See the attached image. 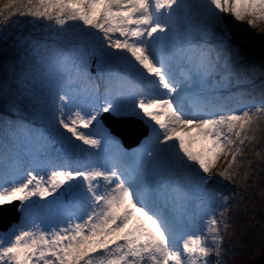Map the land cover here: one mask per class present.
<instances>
[{
  "label": "snow or ice",
  "instance_id": "snow-or-ice-1",
  "mask_svg": "<svg viewBox=\"0 0 264 264\" xmlns=\"http://www.w3.org/2000/svg\"><path fill=\"white\" fill-rule=\"evenodd\" d=\"M223 13L255 26L264 20V0H7L0 6V25L30 16L59 30L52 45L32 41L25 49L36 57L34 80L48 77L43 87L54 141L74 138L76 147L86 145L82 151L93 155L91 149L101 148L102 113L140 116L155 133L151 150H143V166L132 172L122 167L119 152L100 165L58 164L47 137H38L33 152L27 125L0 128V161L11 157L9 170L0 169V213L16 203L25 220L18 231L0 236V264H210L212 245L223 236L218 205L205 185L225 153L231 161L219 175L233 178L246 130L264 113L255 101L254 112L217 103L230 98L216 93L235 75L217 51L223 38L210 43ZM57 40L75 43L64 51ZM93 55L103 91L89 82ZM81 83L80 91L72 87ZM24 156L31 158L28 166ZM161 176L162 186L154 179ZM65 186L79 189L86 201L82 212L54 195ZM199 197L203 228L187 234Z\"/></svg>",
  "mask_w": 264,
  "mask_h": 264
},
{
  "label": "trees",
  "instance_id": "trees-1",
  "mask_svg": "<svg viewBox=\"0 0 264 264\" xmlns=\"http://www.w3.org/2000/svg\"><path fill=\"white\" fill-rule=\"evenodd\" d=\"M4 3L0 2V6ZM14 21H19V24ZM243 24L249 26L246 34L255 36L260 28L261 20L255 26L247 21ZM59 30L47 21H35L30 16L14 17L13 21L0 25V128L8 122L27 125L33 130L32 141L38 134V129L44 133V127L49 126V116L46 111L47 102L50 100L48 90L43 87V81L48 77L41 75L35 79L36 65L31 53L26 54L32 41L52 45L54 36ZM23 42V44L21 43ZM59 48L69 51L72 44L63 41H55ZM44 49H41L43 52ZM72 62L70 57L69 63ZM244 71L237 75L238 81L249 79L256 80L255 90L251 91V97L264 98V64L247 62ZM57 71V65H52ZM70 74V73H69ZM71 75V74H70ZM72 76V75H71ZM75 76V73L73 74ZM72 76V77H73ZM262 77V78H261ZM261 78V79H260ZM63 83V80L60 81ZM249 91H242L236 95L237 99H248ZM260 101V100H259ZM264 107V105H262ZM24 141L21 139L20 143ZM34 144L29 147L32 149ZM22 146L20 151H22ZM11 162V157L8 158ZM5 159L3 163H6ZM230 171L233 174L231 180H226L229 191H236L242 199V205L238 212L247 218V222L254 225H264V115L258 120V126L254 129V139L247 144L245 149L238 155L237 161ZM249 173L247 178L244 174ZM255 206H258L257 209ZM254 207V209H252ZM254 219L248 221L251 213ZM260 221L262 224H260ZM264 229V226H263Z\"/></svg>",
  "mask_w": 264,
  "mask_h": 264
},
{
  "label": "rangeland",
  "instance_id": "rangeland-1",
  "mask_svg": "<svg viewBox=\"0 0 264 264\" xmlns=\"http://www.w3.org/2000/svg\"><path fill=\"white\" fill-rule=\"evenodd\" d=\"M1 3H6L7 0H0ZM226 28V33L222 34V30ZM246 29V26L242 24V22H237L235 17L231 16L228 13L222 14V23L216 24L213 27V31L215 33V36L210 40V43L213 45L217 44L216 37H221L225 40V44L221 45L217 49V51L221 54V59L226 56V59H230V65L233 67L234 71H237L241 69L242 65L244 63L240 62L239 60H235L231 57L232 52H235L236 49H239L241 52L243 59H254L256 57H259L260 48L264 46V20H261L260 22V28L257 29V33L253 37H249V35H246V37L241 38L240 32ZM253 48L252 51H249V48ZM261 55V54H260ZM100 61L96 59L94 64L92 65V68L96 70L97 64ZM234 82L232 81L229 86L233 85ZM226 93H220L218 96L228 98ZM228 103H230V99H226ZM225 101V100H223ZM255 101L254 99H249L245 102L246 106L243 108H248L249 110L253 111L255 110V107H260V104L255 101V107L252 106L251 102ZM128 103H131V101H127ZM222 101H217L218 104H220ZM227 109H243L242 107H230V105L227 106L224 105ZM262 114V113H261ZM260 114V115H261ZM101 116V115H100ZM140 117V116H137ZM259 117V115H258ZM144 120L146 124L150 126L151 132L150 137L143 140L141 145L136 148L132 149L130 152L123 151L121 148V143L115 138V136L107 129V127L103 124L101 121V118L99 119V135L97 138H101V148L100 149H91L90 152L93 155H89V151H82L83 149H88V146L82 145L81 147H76L75 145L79 142H76L73 138L71 142L65 140L63 142V145L59 141L51 140L49 141L50 144H48V150L50 154L55 157V162L57 163V158L62 157V159L72 160L77 159L79 157V160L82 162L91 160L96 165L104 164L106 158H110V156L116 152H119L121 154V163H124V161L131 158L132 166L129 169V171L136 172L140 167H142V160L146 159L143 157V150L147 147L149 150H151L152 145L155 143V133L153 131L152 124L148 123L146 119L140 117ZM257 125V118L254 119L253 124L246 130V136L248 140H251L253 138V128ZM93 127H97L95 124ZM107 136L109 139V142L107 145L104 143V137ZM152 138V140H150ZM115 141V143H113ZM239 145V141L236 142V145H233V150L236 146ZM52 150H55L54 152ZM95 153H99V156H96ZM127 154V155H124ZM231 154L225 153L221 155L219 161L217 162L213 173L211 175V179L207 181V184L205 185L208 192L215 197L216 203L218 207H216L215 216L218 220V225L221 229L220 235L223 236L222 242H218L216 245H212L215 252L209 257L210 264H214V257H215V264H247L251 258L257 257L264 247V229L261 225H254L251 222H247L248 226H244L245 224H241L242 218L245 216L239 217V215L236 216H227L223 215L222 211L220 212V208H224L226 204L232 205V208L235 206H238L240 201L238 200L237 195H230L228 194L222 186L217 184V177L220 172L223 171V168H225L230 160ZM30 158V157H29ZM29 158L28 156H24V164L25 166H28L29 164ZM73 163V162H72ZM7 172V171H6ZM245 178L249 176V174L245 173ZM158 178V182L162 183L166 177H156ZM79 189H73L72 191H67V186H65L64 189L58 190L57 194L58 198L66 204L68 200L71 199H80L79 197ZM226 198V199H225ZM51 199V198H49ZM199 199H204V197L197 198V204L199 203ZM223 203V204H222ZM224 203H226L224 205ZM83 204H86V201L81 202L80 211H83ZM223 205V207H221ZM258 206H255L257 209ZM254 209V207L252 208ZM192 211L194 212V218L192 219L197 220L200 216L199 210L193 206ZM255 214L252 212L248 216V221L250 219H254ZM264 217V216H262ZM210 216H206L205 220L209 219ZM39 222V221H38ZM25 223L24 215L22 214V219L19 223H16L14 226H12L9 230L3 232L0 231V236H7L10 233H12L14 230L18 231L20 226ZM227 225V228L225 229L224 225ZM260 224L262 222L260 221ZM244 226V227H243ZM243 227V228H242ZM249 227V229H248ZM251 227V230H250ZM242 229V232H241ZM242 234V235H241ZM248 234V237L246 238ZM243 236V237H242ZM244 237L246 239H244ZM244 240V241H243ZM182 243V241H181ZM246 248V249H245ZM248 248V249H247ZM219 253V255H217Z\"/></svg>",
  "mask_w": 264,
  "mask_h": 264
},
{
  "label": "water",
  "instance_id": "water-1",
  "mask_svg": "<svg viewBox=\"0 0 264 264\" xmlns=\"http://www.w3.org/2000/svg\"><path fill=\"white\" fill-rule=\"evenodd\" d=\"M106 120V123L112 127V129L118 133L119 135H121L126 143L129 142H133L136 143L137 141H139L146 133L148 128L142 127V132L140 134H136L133 135V128L135 126V124H141V120L140 119H136L134 117L131 118H115V117H104ZM17 207L18 205L16 203H14L12 206H10L9 209L5 210V211H11L12 213V217L10 218V220L4 224V225H0L1 229H8L9 226H11L15 221H18L19 219V213L17 211ZM3 211L2 213H0V221L3 217V213L5 212ZM250 264H264V252L262 253V255L260 257H258L257 259H251Z\"/></svg>",
  "mask_w": 264,
  "mask_h": 264
},
{
  "label": "bare ground",
  "instance_id": "bare-ground-1",
  "mask_svg": "<svg viewBox=\"0 0 264 264\" xmlns=\"http://www.w3.org/2000/svg\"><path fill=\"white\" fill-rule=\"evenodd\" d=\"M248 50H249V51H252L253 48L251 47V48H249ZM150 140H152V138H151ZM83 202H84V201H83ZM76 203H78V202H73L72 204H73V205H78V204H76ZM68 204H71V203H68ZM79 205H80V204H79ZM202 228H203V223H202V221H201L200 219L194 220L191 224H190V223H187V233H188V234H191L192 231H193V229H202ZM188 230H189V231H188Z\"/></svg>",
  "mask_w": 264,
  "mask_h": 264
}]
</instances>
